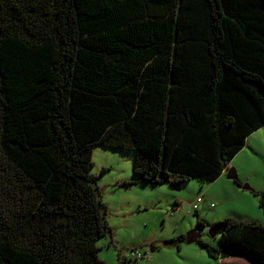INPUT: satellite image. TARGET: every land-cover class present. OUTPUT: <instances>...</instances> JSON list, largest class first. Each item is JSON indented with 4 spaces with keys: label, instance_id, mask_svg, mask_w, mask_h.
I'll return each instance as SVG.
<instances>
[{
    "label": "trees",
    "instance_id": "1",
    "mask_svg": "<svg viewBox=\"0 0 264 264\" xmlns=\"http://www.w3.org/2000/svg\"><path fill=\"white\" fill-rule=\"evenodd\" d=\"M262 126L264 0H0V264H106L95 145L120 186L209 183ZM210 227L264 264V223Z\"/></svg>",
    "mask_w": 264,
    "mask_h": 264
},
{
    "label": "rangeland",
    "instance_id": "2",
    "mask_svg": "<svg viewBox=\"0 0 264 264\" xmlns=\"http://www.w3.org/2000/svg\"><path fill=\"white\" fill-rule=\"evenodd\" d=\"M257 130L251 133L249 141L251 134L248 136L245 143L252 148L248 146L244 149L231 164L240 181L243 176H249L250 181L243 183H247L251 189H241L245 197H239L231 189L226 191L228 212L235 210L264 213L257 193L264 191V126ZM92 159L94 164L91 173L96 176L102 201L108 207L106 218L112 228V233L97 241L100 246L99 257L106 264H257L238 254L216 259L209 256L198 240L187 243L184 239H179V236H186L197 226L199 218L204 224L199 229V239L215 246L220 245V234L211 236L209 233L213 222L224 219L213 221L215 207H220L217 205L218 201L208 204L205 200L200 202L197 207L198 215L192 208L196 197L205 194V186L211 182L203 183L192 179L178 186L145 182L120 186L121 180L135 178L132 151L95 145ZM226 181L237 185L234 180ZM172 239L177 240L169 242ZM147 249L150 256L148 260L136 259L135 251Z\"/></svg>",
    "mask_w": 264,
    "mask_h": 264
},
{
    "label": "crops",
    "instance_id": "3",
    "mask_svg": "<svg viewBox=\"0 0 264 264\" xmlns=\"http://www.w3.org/2000/svg\"><path fill=\"white\" fill-rule=\"evenodd\" d=\"M252 134L249 136L248 141L251 139ZM248 146H250V145L247 143L244 146V148L242 150H240L234 156V158L229 163V166L221 173V175H219V177L216 178L213 182H211L205 186L204 190L207 193V195H206V193L205 194L203 193V194H204V200L207 202V204L211 201H218L217 205H220L219 208L217 206L215 207L216 215H213V221H217L218 219H221V218L231 217V218H236L239 220H257V221L262 222V223L264 222V213H260L259 211H255L254 214L249 213V212H244V211L239 212V211H235V210H229V212H228V210L226 208L228 205V203L226 201L227 200V197L225 194L226 191H230V189H231L234 192H236L237 194H239V197H245L246 196L244 193H241V189L243 190V188L241 186H239L238 184L236 185L235 183H229L226 180L229 179V178H227V174H228L229 168H231V164L236 160V158L240 155V153H242V151L244 149L248 148ZM247 180L250 181L249 176H247V177L243 176V178H241L242 184L244 181H247ZM151 248H152V246H151ZM147 251H148V249L145 251H142V252H147ZM238 255H240V254H238Z\"/></svg>",
    "mask_w": 264,
    "mask_h": 264
},
{
    "label": "water",
    "instance_id": "4",
    "mask_svg": "<svg viewBox=\"0 0 264 264\" xmlns=\"http://www.w3.org/2000/svg\"><path fill=\"white\" fill-rule=\"evenodd\" d=\"M227 178L234 180V181H239L238 173H237L235 168H233V167L229 168ZM239 186H241L243 189H251V187L247 183L239 184ZM200 228L201 227L197 225L196 227L191 229V231L185 236V241L187 243H191V242H196L197 240H199V238L201 236V233L199 231ZM209 233L211 236H215L218 233L217 228L216 227H213V228L210 227ZM248 259L250 261L254 262L250 258H248Z\"/></svg>",
    "mask_w": 264,
    "mask_h": 264
},
{
    "label": "built area",
    "instance_id": "5",
    "mask_svg": "<svg viewBox=\"0 0 264 264\" xmlns=\"http://www.w3.org/2000/svg\"><path fill=\"white\" fill-rule=\"evenodd\" d=\"M204 200V194L203 195H200L198 197H196V199L194 200V202L192 203V208L197 211V207H198V204L200 202H202ZM211 206H214L213 203H211ZM134 256L138 259V258H142V259H146L148 260L149 259V252H142L141 250L139 251H135L134 253Z\"/></svg>",
    "mask_w": 264,
    "mask_h": 264
},
{
    "label": "flooded vegetation",
    "instance_id": "6",
    "mask_svg": "<svg viewBox=\"0 0 264 264\" xmlns=\"http://www.w3.org/2000/svg\"><path fill=\"white\" fill-rule=\"evenodd\" d=\"M203 227H201L200 229H202Z\"/></svg>",
    "mask_w": 264,
    "mask_h": 264
},
{
    "label": "clouds",
    "instance_id": "7",
    "mask_svg": "<svg viewBox=\"0 0 264 264\" xmlns=\"http://www.w3.org/2000/svg\"><path fill=\"white\" fill-rule=\"evenodd\" d=\"M137 259V258H136Z\"/></svg>",
    "mask_w": 264,
    "mask_h": 264
}]
</instances>
